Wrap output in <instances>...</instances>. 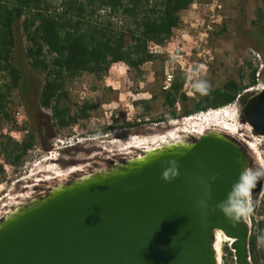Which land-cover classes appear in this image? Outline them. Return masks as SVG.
I'll list each match as a JSON object with an SVG mask.
<instances>
[{
	"label": "water",
	"instance_id": "obj_1",
	"mask_svg": "<svg viewBox=\"0 0 264 264\" xmlns=\"http://www.w3.org/2000/svg\"><path fill=\"white\" fill-rule=\"evenodd\" d=\"M242 124L264 138V90L238 100ZM250 155L209 131L113 162L9 210L0 219V264H220L222 234L234 264H251L244 215ZM243 214H240V213Z\"/></svg>",
	"mask_w": 264,
	"mask_h": 264
},
{
	"label": "trees",
	"instance_id": "obj_2",
	"mask_svg": "<svg viewBox=\"0 0 264 264\" xmlns=\"http://www.w3.org/2000/svg\"><path fill=\"white\" fill-rule=\"evenodd\" d=\"M212 0H0V183L5 168L20 169L35 147V136L27 123H18L16 110L19 96L27 83V73L41 79L38 107L49 113L53 128L69 132L73 127L100 118L106 111L92 100L82 103L73 97L75 84L84 76L95 84L103 82L110 69L123 64L133 73L137 90L143 81L145 65H159L153 74L149 99L132 103L137 114L148 118V124H165L193 117L209 110L232 105L238 96L255 86L257 69L248 65L244 78L228 80L219 88L208 86L183 92L186 79L176 73L170 87L163 88L165 60L149 52L150 46L164 47L182 26L181 16L195 4ZM223 3V0H220ZM260 10L256 16L260 17ZM222 23L209 36L214 41L225 33ZM22 45V52L18 54ZM24 68H22L21 63ZM108 93L111 91L106 90ZM159 106L163 113L153 119ZM121 124V125H120ZM125 126V127H124ZM9 129V134L3 128ZM139 128L125 124L124 117L113 130ZM12 134H21V140ZM251 264H264V230L249 238ZM223 264H234L225 245Z\"/></svg>",
	"mask_w": 264,
	"mask_h": 264
},
{
	"label": "rangeland",
	"instance_id": "obj_3",
	"mask_svg": "<svg viewBox=\"0 0 264 264\" xmlns=\"http://www.w3.org/2000/svg\"><path fill=\"white\" fill-rule=\"evenodd\" d=\"M213 2L221 5V10L216 12L218 22L214 24L212 30L213 32L222 23L225 24L226 30L221 40L214 41L209 34L205 38V27L209 22L208 13L203 9L204 4L198 3L181 16V28L174 32L161 53L165 62L170 61L173 64L175 73H181V67L188 70L189 66L203 65L200 66L199 76H194L191 87L186 90L189 97L194 96V91L204 90L208 86L219 88L228 80L239 81L241 76L244 78L243 84L246 85L249 74L248 65L257 69L260 78L264 77V0H223V3L220 0H212L209 4ZM258 10L261 12L259 18L256 16ZM22 50L21 45L18 54ZM171 57H173L172 60L169 59ZM21 66L24 68L22 63ZM159 69V65H145L142 68L143 81L136 90L132 82L133 73L125 65L118 64L110 69L100 84H95L91 77L84 76L75 84L72 95L78 103H82L79 94L84 87L86 89L84 101H94L100 106L101 111L121 112L133 102L149 99V94L153 90V74ZM26 77L27 83L19 96L20 106L16 110L15 119L18 123L28 124L35 136V147L20 169L5 168L6 178L0 183V219L8 210L36 198L34 193L42 192L46 187L53 188L64 184L71 177L76 179L79 176L107 169V159H114L113 155L121 151L125 145L124 140L130 136L145 139L172 131L181 134L187 127L198 126L202 131L204 127L202 121L180 120L146 125L127 131L120 129L106 136L102 133V127L96 122L101 119V116L83 123L84 128L76 127L77 133L88 141L61 152L59 156L55 155L53 160H45V153L51 149L55 139L73 133L72 129L75 127L69 132L60 133L53 128L49 113L38 107L41 79L31 73H27ZM108 89L111 93L106 91ZM135 112L137 113L136 110ZM162 113L163 110L157 106L152 118L155 119ZM239 116H241V108L238 105L230 107L212 122L214 124L211 127L219 126L223 131L220 133L232 137L238 143L245 141L252 144L248 147L251 150L255 148L249 153L253 167L259 173H264V138L248 140L250 133L239 121ZM3 132L9 134V129L4 127ZM12 136L18 140L23 138L21 134H12ZM181 139L186 141L189 138L182 135ZM72 171L74 173L71 174ZM252 180L253 175L248 177V183H252ZM244 218L250 229V237L258 236L260 231L264 230V186L257 196L248 191ZM225 245L228 246L227 243H223L220 247V253H222L219 257L220 264L224 263L222 248Z\"/></svg>",
	"mask_w": 264,
	"mask_h": 264
},
{
	"label": "built area",
	"instance_id": "obj_4",
	"mask_svg": "<svg viewBox=\"0 0 264 264\" xmlns=\"http://www.w3.org/2000/svg\"><path fill=\"white\" fill-rule=\"evenodd\" d=\"M204 11L208 13L207 17L209 19L208 24L205 27V33L204 36L207 38V34L212 32L214 24L218 22V12L221 10V5H219L217 2H213L212 4H204L203 5ZM149 52L154 55H161L163 51V47H155V46H150ZM175 58V57H174ZM170 60L173 59V57L169 58ZM201 67L203 65H200ZM200 66L198 67H191L189 66L188 70H185L184 67H181L180 71L181 74L185 77L186 79V85L183 89V92L186 93V90L191 87V84L193 82L194 76L198 77L199 73L201 71ZM176 69H174L173 64L170 63V61L165 62L164 66V82H163V89L167 90L175 75H176ZM264 90V77L260 78L259 74L256 76V83L255 86L248 89L246 92H251V93H257L260 91ZM187 94V93H186ZM80 100L84 101L85 95H86V89L82 87L81 92H80ZM188 95V94H187ZM240 96L237 97L236 101L225 108H220L216 110H209L205 113H200L198 115H195L190 118L183 119L184 122H190V121H196L204 124L203 129L204 132L211 131L213 130L211 126H213L214 123H212L218 116H221L223 113L226 112L227 109L230 107H235L238 105V100ZM124 117L125 124H131V125H136L138 127L146 126V125H155V124H148L149 119L148 118H142L140 117L136 112L135 109L132 105L126 106L125 108L122 109L121 112H116V111H106L104 115L101 117V119L97 120L96 122L102 127V129L105 128H112L116 126V123H121V118ZM213 120H210V119ZM121 125V124H120ZM157 125V124H156ZM244 127L247 129V131L250 133V139L254 140L256 137L253 135L251 129L243 124ZM125 127V126H124ZM123 131H127V128H120ZM118 129V130H120ZM73 133L55 139V141L52 144V147L49 151L45 153V160H53L55 155H58L65 151V150H70L75 148L76 146L81 145L83 142L88 141V139L82 137L79 133L76 131V127L72 129ZM117 130L110 131L106 133L105 135L108 136L110 133H115ZM199 128L198 126L195 127H187L185 131L181 134L177 133V131H172V132H165L163 134H158L152 137H148L145 139H141L139 136H130L127 139H125V145L122 147L121 151L117 153V155H113L114 158H120L121 161H126L130 159H135L137 157H140L144 152L162 147L163 145L169 144V143H174V142H183L181 139L182 135H185L187 138H199L201 136L198 135ZM246 143L245 141H243ZM249 146V142L247 143ZM255 148L253 147L252 150ZM119 161V162H121Z\"/></svg>",
	"mask_w": 264,
	"mask_h": 264
},
{
	"label": "flooded vegetation",
	"instance_id": "obj_5",
	"mask_svg": "<svg viewBox=\"0 0 264 264\" xmlns=\"http://www.w3.org/2000/svg\"><path fill=\"white\" fill-rule=\"evenodd\" d=\"M238 106H239V104H238ZM238 118H239V121L242 123V117L239 116ZM211 131H212V130H211ZM213 131H214V130H213ZM208 132H209V131H208ZM247 139H248V140H251L249 137H248ZM247 143H248V142L244 143L243 141H241V143H239V144H240V145L244 148V150L249 154V153L252 152V150L249 149V147H248L249 145H248ZM119 161H121L120 158H114V159H107L106 162H107V165H109L110 163H113V162H119ZM89 170H90V169H89ZM79 175H81V173H79ZM251 175H253V179H254L256 176H258V175H261V176L264 178V173H259L258 170L255 169V168L253 167V164L251 165V168H250V170H249V172H248V177L251 176ZM73 180H74V178L71 177V179L66 180L65 183H69V182H71V181H73ZM50 189H51L50 187H46V188H44V189L42 190V192L34 193V195H35L36 197L42 196V195L46 194ZM35 191H38V189H35Z\"/></svg>",
	"mask_w": 264,
	"mask_h": 264
},
{
	"label": "bare ground",
	"instance_id": "obj_6",
	"mask_svg": "<svg viewBox=\"0 0 264 264\" xmlns=\"http://www.w3.org/2000/svg\"><path fill=\"white\" fill-rule=\"evenodd\" d=\"M187 126V125H186ZM184 128V127H183ZM214 131H216V132H223V131H221V129H220V127L218 126V127H211ZM177 130V129H176ZM204 130L205 129H203L202 128V131H200L199 130V132H198V135L199 136H201V135H204V133H206V132H204ZM212 130V131H213ZM207 132H208V130H207ZM251 150V149H250ZM71 174L72 173H74V171H72V172H70ZM12 200V199H11ZM17 202V201H16ZM9 203H11V202H9ZM15 203V202H14ZM11 204H13V203H11ZM10 204V205H11ZM17 204V203H16ZM9 211V210H8ZM223 243H227L228 244V246L230 245V243H231V241L230 240H228V239H226L222 234H220V233H216V235H215V250H216V253H217V255H218V258L219 257H221L220 255L222 254V253H220V247L222 246V244ZM227 246V247H228ZM231 252V251H230ZM220 259V258H219Z\"/></svg>",
	"mask_w": 264,
	"mask_h": 264
},
{
	"label": "clouds",
	"instance_id": "obj_7",
	"mask_svg": "<svg viewBox=\"0 0 264 264\" xmlns=\"http://www.w3.org/2000/svg\"><path fill=\"white\" fill-rule=\"evenodd\" d=\"M249 211H250V209H249ZM240 214H243V213L241 212Z\"/></svg>",
	"mask_w": 264,
	"mask_h": 264
}]
</instances>
